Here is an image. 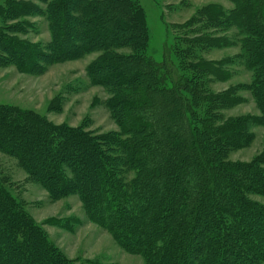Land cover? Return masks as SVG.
<instances>
[{"label": "trees", "instance_id": "trees-1", "mask_svg": "<svg viewBox=\"0 0 264 264\" xmlns=\"http://www.w3.org/2000/svg\"><path fill=\"white\" fill-rule=\"evenodd\" d=\"M40 1L47 4L49 47L8 35L23 30L14 21L31 4L7 0L0 7V65L33 71L44 61L99 52L88 75L109 93L105 104L119 130L96 134L0 104V151L52 197L76 194L90 221L148 264H264V206L249 199L264 197V159L226 162L230 150L250 141V124H264V0H231L235 8L228 13L204 8L198 14L202 32L239 30L244 63L254 73L261 117L225 122L219 110L234 99L202 87L208 75L227 76L224 63L194 58L192 51L215 47L220 38L203 33L188 41L183 61L194 74L180 76L173 62L147 54L149 30L139 0ZM0 264H77L1 181Z\"/></svg>", "mask_w": 264, "mask_h": 264}, {"label": "rangeland", "instance_id": "rangeland-1", "mask_svg": "<svg viewBox=\"0 0 264 264\" xmlns=\"http://www.w3.org/2000/svg\"><path fill=\"white\" fill-rule=\"evenodd\" d=\"M6 1L0 0V7ZM18 1L30 3L31 9L26 16L14 21L21 24L23 30L8 35L43 50L48 48L52 33L46 15L47 4L40 0ZM139 2L149 30L147 54L154 61L162 62L167 58L173 62L180 76H193L188 62L183 61L186 59L183 50L190 47L188 41L203 38V33L220 38L215 47L201 48L196 45L192 49L196 53L194 58H202L213 64L224 63L222 68L227 76L218 79L208 75L202 87L207 93H228L234 99V103L219 110L223 122L247 116L261 117L262 111L252 92L254 73L244 63L239 30L235 26H224L202 32L203 23L197 21L198 14L204 8L220 9L227 13L232 11L235 4L231 0ZM4 22L0 15V26ZM99 55L95 51L59 62L44 61L42 68L33 71H22L12 63L0 65V104L37 112L56 124L82 126L96 134L118 131L117 123L105 104L109 93L103 86L91 83L88 75L90 64ZM204 104H200L199 111L203 110ZM248 132L252 135L250 141L243 147L230 150L226 162L243 164L264 159V124L253 122ZM259 167L264 168V163ZM0 181L42 228L49 241L69 260L77 264H148L144 255L126 251L111 232L90 221L76 194L52 197L29 177L15 157L2 151ZM249 199L264 206L263 196L250 195Z\"/></svg>", "mask_w": 264, "mask_h": 264}]
</instances>
